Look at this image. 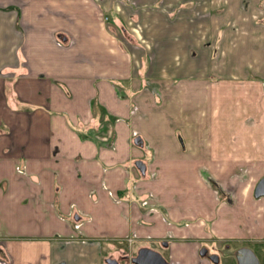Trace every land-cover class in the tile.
Masks as SVG:
<instances>
[{
  "label": "crops",
  "instance_id": "0c3cea01",
  "mask_svg": "<svg viewBox=\"0 0 264 264\" xmlns=\"http://www.w3.org/2000/svg\"><path fill=\"white\" fill-rule=\"evenodd\" d=\"M123 1L0 0V264H129L135 245L163 241L181 264L199 246L185 237L249 241L211 218L213 202L264 222V24L247 18L258 0H127L144 9L126 28ZM250 117L251 149L226 135ZM174 163L199 182L207 221L171 224L184 220L163 201Z\"/></svg>",
  "mask_w": 264,
  "mask_h": 264
},
{
  "label": "rangeland",
  "instance_id": "374dc122",
  "mask_svg": "<svg viewBox=\"0 0 264 264\" xmlns=\"http://www.w3.org/2000/svg\"><path fill=\"white\" fill-rule=\"evenodd\" d=\"M135 1V0H134ZM131 2L132 4H136L135 2ZM125 2V3H124ZM124 4L129 3L127 0L123 1ZM131 4V5H132ZM128 8L124 9V11H122L120 14L123 18V22H122V27L126 28V27H132L129 22H130V17L131 14L134 13V10L137 9H144V7H132L131 5L126 4ZM244 5L247 6V1L244 2ZM194 5L187 2L185 3L183 6H181L182 9L184 10H188L191 9ZM130 7V8H129ZM147 8H153L155 10L161 11L163 9L162 6V0L160 1H156L155 3H153L152 5L146 6ZM180 8V9H181ZM224 8V9H223ZM223 8H219V10L214 11V14L217 15H221L224 14L225 11V7ZM253 8L255 9V11H249V13L247 14V18H253V22L255 23L256 26L260 25V24H264V0H258L257 4L255 6H250V9ZM175 9L173 11V13H168L171 17H175L176 14L178 13V11L180 10ZM223 9V11H222ZM246 9V7L244 8ZM247 11V9L245 10ZM110 22H114V19H116V15L115 14H107ZM129 20H128V18ZM125 21V22H124ZM247 21V19H246ZM251 23V21H250ZM128 24V26L126 25ZM127 36L129 37L128 33ZM216 41H213L212 44L215 45V49H216ZM212 44L210 43V46H212ZM146 60L148 57V55H146V57H144ZM148 62V61H147ZM149 63V62H148ZM262 100V97L260 99H257V101ZM262 102V101H261ZM237 105H236V109H237ZM251 117L249 118V123H248V127L242 128V127H234L233 129L230 130V128L228 127V130L226 131V135L230 136L231 134L233 135V140L235 142H239V143H246L249 144L250 149L252 148L250 145L251 143L254 142L255 140V129L253 127V124L251 121ZM245 121L247 122V119H245ZM262 121L264 122V119L262 118ZM251 122V123H250ZM235 125V124H234ZM246 125V124H245ZM236 126V125H235ZM240 134H239V132ZM237 132V133H236ZM242 132H245L246 135H243ZM222 135V134H221ZM231 135V136H232ZM104 136V135H102ZM264 137V128L261 127V133L258 135V138L261 140H263ZM264 142H262V146H264L263 144ZM174 167H177L176 163L173 164V166H171V169H168L167 167V175L169 176H174L175 178L174 180L170 183V185L166 188L165 194L163 196V201L167 202L165 205H167L166 207L169 208V210H174V212L178 211L181 215V217L184 219L183 221H180L179 223H174L172 222L170 215H168L166 218L167 220H170L173 226L179 227L178 225H181V227H189V226H193L197 223H199L202 218L204 221H207L208 216L207 214H202L201 213V209L198 210L197 208V204L199 205V200L197 198L196 195V189L200 188L199 182L197 181V179H195L194 177L190 176L187 174V172H181V175L178 173H174L173 169ZM188 185V186H186ZM184 187H188V189L191 190L190 191H186ZM260 204H264V197L260 200ZM263 202V203H262ZM212 215L211 218L217 220L219 217L220 218V222L222 225H225V223H232L231 225H233V229H235L234 233L235 236H239V237H249V248L254 252V254L256 255V257L258 258V260L260 261L261 264H264V236L260 237L259 233L263 234L264 233V222L262 220H260L259 218H257V212L255 211V209H253V207H250L248 209H243V207L239 206L237 208H232V209H228L230 211H228L229 213L226 214V216H223V213H221V208H217V205L213 202L212 203ZM173 212V213H174ZM258 222V223H257ZM256 223V224H253ZM177 224V225H176ZM75 226V224L73 225ZM216 226L218 227L219 224H216ZM253 227H257V230L253 229ZM262 227V228H260ZM259 231V232H257ZM173 241H176V236H171ZM234 237V236H232ZM130 240H133L132 237L128 238ZM168 237L164 238L163 240H167ZM133 242V241H132ZM131 242V243H132ZM229 243L228 241H220L218 242V246L222 247L224 249L225 245ZM139 245H144V244H139ZM157 251H159L166 259H170V255L171 252H169L168 250H166L165 247H159L158 244H152ZM104 246L106 249L108 250H112L110 247V242H104ZM113 246L115 248V250H128V244L127 243H121L118 241H114L113 242ZM138 246H134L133 247V254L136 252V248ZM237 246L232 244L231 247V251L233 252L234 249ZM105 249V250H106ZM186 257H183V259ZM109 260V259H108ZM114 262L113 263H117V264H128V262L125 259H121L119 261L112 259ZM182 264H188L187 259H184L182 261ZM192 262L194 263V261L192 260ZM108 264H111L109 262H107ZM130 264V263H129Z\"/></svg>",
  "mask_w": 264,
  "mask_h": 264
},
{
  "label": "flooded vegetation",
  "instance_id": "af4514ba",
  "mask_svg": "<svg viewBox=\"0 0 264 264\" xmlns=\"http://www.w3.org/2000/svg\"><path fill=\"white\" fill-rule=\"evenodd\" d=\"M263 178H264V176L261 177V179H263ZM203 239L204 238H202V236H200V235H198V236L192 235L191 237H188V238L185 237L184 238V241L182 243L189 250L193 244H195V243H197V245L199 244L198 249H196V259H193L194 263L192 262L191 257L188 256V264H240V260H242V262L244 264H257L255 261L252 262V260L249 259V257H247L243 253L246 249H250L249 245H248L250 241H245V240L228 241L229 243H227L223 249L222 247L218 246V242H220L219 240L207 239L208 241L207 240L203 241ZM152 244H154V243H152ZM152 244H150L149 246L138 247L136 249V252L132 255L131 260L138 256L139 251L142 248H149V249H152L154 251H157L155 248H153L154 246ZM232 244L236 245L237 247L234 249L233 252H230ZM158 245H159V247H165L166 250H168L169 252L172 253V250L170 248L171 242H169V241L164 242L163 241V242H160ZM157 252H159V251H157ZM170 258H171V255H170ZM166 261L171 263V264H175L170 259H166ZM257 261H258V264H261L260 261L258 260V258H257Z\"/></svg>",
  "mask_w": 264,
  "mask_h": 264
},
{
  "label": "water",
  "instance_id": "95a60500",
  "mask_svg": "<svg viewBox=\"0 0 264 264\" xmlns=\"http://www.w3.org/2000/svg\"><path fill=\"white\" fill-rule=\"evenodd\" d=\"M136 143H138V139L136 140ZM136 165H137L138 169H140V171L143 174H145L146 165L142 161H138L136 163ZM255 197L256 198L264 197V178L261 179L256 186ZM243 253L247 257H249V259H251L252 262L255 261L258 264L257 258H256L255 254L252 250L246 249ZM107 262H109L111 264H117L116 262L113 263L114 261L111 259L107 260ZM131 262L133 264H171V263L167 262L166 259L159 252L154 251V250L149 249V248H142L139 251L138 256L133 258L131 260ZM240 264H244L242 262V260H240Z\"/></svg>",
  "mask_w": 264,
  "mask_h": 264
}]
</instances>
